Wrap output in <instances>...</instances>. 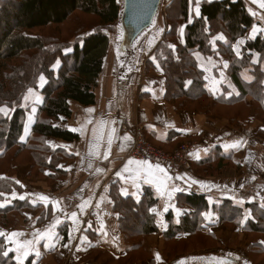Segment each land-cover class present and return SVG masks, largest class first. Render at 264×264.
<instances>
[{"label": "crops", "instance_id": "obj_1", "mask_svg": "<svg viewBox=\"0 0 264 264\" xmlns=\"http://www.w3.org/2000/svg\"><path fill=\"white\" fill-rule=\"evenodd\" d=\"M191 1L194 3L193 15L198 17L196 8L199 7L200 11V3L209 0ZM244 1L255 25L232 46L237 59L241 58L246 42L253 39L254 27L257 30L255 38L264 33V7L261 6L264 0ZM162 19L160 24H155L159 36L155 34L154 45L169 31L164 11ZM185 26L183 21L178 24L176 37L180 44H183ZM219 35L223 34L215 35L210 41L213 50L227 43L224 35L223 40L217 39ZM241 40L243 44L239 43ZM250 55L251 66H257L259 55ZM193 57L204 74L205 89L212 99L221 94L226 99L238 96L227 75L228 56L215 54L207 58L195 51ZM149 62L151 67H147ZM252 67L240 73L241 81L245 84L254 81ZM259 68L264 73V63ZM46 83L44 78L39 92ZM95 95L93 106L70 103L71 117L65 125L69 130L76 129L73 132L80 136L79 142L47 140L52 150L63 149L72 157L68 163L59 164V168L65 172L64 177L48 184L44 178L31 177L27 166L16 169L12 181L22 191L21 194L13 192L12 197L19 201L27 200L30 207L23 216L16 217L15 228H0V237H4L6 242L5 252L12 255L14 263L76 264L88 258L117 264L131 245L119 231L118 216L113 212L110 188L116 183L122 197L130 196L139 201L143 190L148 188L156 201L151 214L157 231L146 238L143 250L147 258L137 264H149L150 261L154 264H264V256L258 251L254 257L249 256L250 242L242 227L247 219L252 220V210L264 206V138L257 133L263 127L253 119V109L244 121L237 116L235 126L218 114L195 115L176 111L165 101L164 75L154 60V54H107ZM246 101L250 103L252 97L248 96ZM41 102V98L35 101L32 107L35 111L31 108L27 116L23 139L33 128ZM261 106L264 107V102ZM88 109L93 111L87 112ZM101 121L106 122L103 128ZM112 129H115L114 133ZM136 134H143L168 149L182 140L195 141L187 155L189 167L171 172L159 165L164 169V172H160L157 165L134 162L128 153ZM109 136L112 137L110 148ZM237 142V147H225ZM93 152L97 155H90ZM106 152H110L107 159L104 158ZM219 154L231 155V166L222 167L218 172L215 167L213 174L208 173L202 162L214 157V164L220 160ZM234 167L239 171L231 169ZM53 174L54 171L47 170L45 175ZM122 190L127 195H123ZM189 193L205 195L208 208L201 214V224L190 233H181L167 242L163 234L169 224L171 227L179 226L183 217L192 212L189 205H176L179 194ZM41 196L49 199L41 200ZM247 196L249 198L246 199ZM225 200L241 209L243 221L239 227L232 225L230 228L219 223L212 211ZM81 205L84 206L83 210ZM73 212L76 213L75 218ZM199 237L203 241V238L209 239V246L176 255L166 250L169 247L176 249L182 241L196 242ZM25 242L31 243L24 247ZM258 243L262 242L258 240ZM25 251L28 252L27 256H24Z\"/></svg>", "mask_w": 264, "mask_h": 264}, {"label": "trees", "instance_id": "obj_2", "mask_svg": "<svg viewBox=\"0 0 264 264\" xmlns=\"http://www.w3.org/2000/svg\"><path fill=\"white\" fill-rule=\"evenodd\" d=\"M193 5L191 0H172L166 6L164 19L169 31L152 49L154 60L164 75L165 101L176 111L195 115H211L214 111V114L220 115L230 125L237 122V116L242 121L246 120L253 109V119L263 126V130L257 133L264 138V107L261 106L264 102V73L259 68L264 63V33L248 40L241 58L237 59L233 55L232 46L255 25L246 2L202 1L198 17L193 15ZM120 11V0H0V106L10 109L8 117L0 115V161L11 154L9 161L5 162L6 166L0 165L1 229L15 228L16 217L23 216L24 211L30 207L27 200L19 201L12 197L13 192L21 194L22 191L11 180L13 176H10L15 174L18 165H28L31 176L44 178L48 184L64 177L65 172L59 168V164L68 163L72 157L63 149L52 150L47 140L65 143L80 141V136L65 125L71 117L70 103L84 107L95 104V90L109 52L110 35L114 34ZM90 19L92 26L89 29L86 28L88 24L82 21ZM182 21L186 26L183 44H180L176 36L178 24ZM68 24L74 27L73 35L68 40H60L59 32L63 28L67 29ZM48 30H51L50 33L45 35ZM85 31L88 33L84 34ZM219 33L226 37L227 43L213 50L210 41ZM172 45L174 47H170ZM68 48H71L70 52L64 54ZM195 51L207 58L215 54L228 56L227 75L238 91L237 97L226 99L221 94L212 99L205 89L204 74L193 57ZM254 53L259 55V64L252 67L250 54ZM57 62L59 65L54 72L53 66ZM151 66L149 62L147 67ZM249 67L253 69L254 81L245 84L241 81L240 73ZM40 76L47 80L40 91L42 102L37 108L30 134L23 139L25 121L30 113V106L25 107L23 99L29 89L37 86ZM248 96L252 97L250 103L246 101ZM234 107L238 109L234 110ZM259 108L262 114H259ZM242 111L248 112L243 116ZM147 140L163 150H170L149 138ZM213 158L209 157L202 162L210 174L215 167L218 172L222 167H227L226 164L231 166V155L219 154L220 160L214 164ZM47 170L54 171V174L46 176ZM110 198L113 212L118 216V229L131 245L125 257L117 264H137L147 258L143 250L146 238L157 231L151 214L156 201L148 188L143 190L139 201L130 196L122 197L116 183L110 188ZM205 199V195L195 193L179 194L176 197V205H189L192 212L183 217L179 226L171 227L169 224L170 227L163 234L167 242L181 233H190L201 224V214L208 208ZM262 207L252 210V220L247 219L242 226L250 242V257H254L256 251L264 256ZM259 210L262 212L258 213ZM212 211L219 223L224 225L235 224L239 227L243 219L241 209L227 200ZM258 240L262 243H258ZM5 251V239L0 237V264H15L12 255H4ZM149 264L154 262L150 261Z\"/></svg>", "mask_w": 264, "mask_h": 264}, {"label": "rangeland", "instance_id": "obj_3", "mask_svg": "<svg viewBox=\"0 0 264 264\" xmlns=\"http://www.w3.org/2000/svg\"><path fill=\"white\" fill-rule=\"evenodd\" d=\"M172 0H162L158 10H157V13L155 15V18L152 22V25H150V27L148 29H146L144 32H142L136 39H134L133 41H131L130 43L128 42L127 40V34L123 28V25H122V16H123V9H124V0H120V4H121V11H120V15H119V21L118 23L115 25V31H114V34L110 35V48H109V52L108 54H152L150 53V51H152V47L154 45V37H155V34L159 36V31H158V28L155 24H160V22L163 20V11L164 9L166 8V6L171 2ZM194 5L192 6V9H193ZM84 24H88L86 28H89L92 26V21L91 19L90 20H87V21H82ZM157 24V25H158ZM80 25V24H79ZM82 25V24H81ZM80 25V26H81ZM85 26V25H83ZM154 26V27H153ZM156 26V27H155ZM67 29H64L63 28V31L59 32V38L60 40H68L69 38L72 37L73 34H71L73 31H74V27H72L71 24H68L67 26ZM71 28V30H69ZM151 30H153L151 32ZM51 30H48L46 31L44 34L46 35L47 33H50ZM151 32V33H150ZM85 33H88V31H85ZM149 33V34H148ZM39 33H35L34 35H38ZM148 34L147 36L141 38L142 35H146ZM142 39V42L140 43V40ZM138 42L140 43V45L138 44ZM141 45H144V46H141ZM71 48H68L67 50L64 51V54L67 53L68 51H70ZM17 62V61H16ZM16 62H13V63H16ZM11 64H9V67H10ZM59 65V62H57L54 66H53V70L55 72V70L57 69ZM10 70V69H8ZM7 70V71H8ZM41 77H43V79H41ZM44 78L46 79V77L44 76H40L37 80V86L35 88L32 89L31 92H27L26 95L24 96V99H23V102H24V106L26 107H29L30 108V111H31V108L33 107V104H35L34 102L39 100L41 98V95H40V92L38 91L42 86H43V83H44ZM0 109H3V111H0V115L3 116V117H8L10 115V109L6 106H0ZM33 109V108H32ZM29 111V112H30ZM248 112V111H245L243 112L242 111V115L244 116V114ZM192 114V113H191ZM211 115H214V111L212 113H210ZM259 114H262V111L260 110L259 108ZM263 116V115H262ZM259 122V121H258ZM260 123V122H259ZM261 124V123H260ZM236 123L233 125L235 126ZM261 127H263L261 125ZM137 135H141L142 137L146 138L143 134H136ZM136 138V137H135ZM147 140V138H146ZM148 141V140H147ZM149 142V141H148ZM152 146H154L155 148L159 149V150H162L164 153L166 154H171L175 148L179 145V144H188L189 146H192L195 145V141H192L191 139L190 140H182V141H179L173 148H171L170 150H163L162 148L160 147H157L155 145H153L151 142H149ZM189 153V152H188ZM188 155V154H187ZM11 154H7L5 159H3V161H0V165H3V166H6L5 165V162L9 161V158H10ZM188 160V158H187ZM141 164H148V163H143V162H139ZM18 166H27L29 167L28 165H24V164H21V165H18ZM17 166V167H18ZM227 167H230L229 165L226 164ZM16 167V169H17ZM188 167H189V161H188ZM235 171H239V169L237 168H231ZM16 172V170H15ZM213 174V172H212ZM218 174V173H217ZM29 175H30V167H29ZM10 176H15V174L13 175H10ZM31 176V175H30ZM13 177L11 178V180H13ZM32 177V176H31ZM34 177V176H33ZM36 178V177H35ZM40 179V178H38ZM17 193V192H16ZM246 193V192H245ZM249 198L248 196L246 197V199ZM128 218V216H127ZM243 221V220H242ZM244 223V222H243ZM233 226L236 227V225L234 224ZM226 227H230L232 228L231 226H228L226 225ZM238 227V226H237ZM228 229V228H227ZM204 241L199 237L198 240H195L196 242H184L182 241L179 245H177L175 248L176 249H173V248H168L166 249L167 251L171 252V253H176V254H181V253H189L191 251H194V250H198V249H203L204 247H207L209 246L207 243L208 241H210L209 239H205L203 238ZM248 239V237H247ZM249 241V239H248ZM82 262H92V263H102V264H105L103 262H99L97 260H92V259H88V260H82Z\"/></svg>", "mask_w": 264, "mask_h": 264}, {"label": "built area", "instance_id": "obj_4", "mask_svg": "<svg viewBox=\"0 0 264 264\" xmlns=\"http://www.w3.org/2000/svg\"><path fill=\"white\" fill-rule=\"evenodd\" d=\"M136 67H133L135 69ZM128 157L134 162H143L151 165H161L171 172H178L188 168L187 154L191 150L188 144H179L171 154H166L152 146L141 135L135 136ZM78 264H98L92 262H79ZM102 264V263H100Z\"/></svg>", "mask_w": 264, "mask_h": 264}, {"label": "water", "instance_id": "obj_5", "mask_svg": "<svg viewBox=\"0 0 264 264\" xmlns=\"http://www.w3.org/2000/svg\"><path fill=\"white\" fill-rule=\"evenodd\" d=\"M162 0H124L123 28L130 43L152 25Z\"/></svg>", "mask_w": 264, "mask_h": 264}, {"label": "snow or ice", "instance_id": "obj_6", "mask_svg": "<svg viewBox=\"0 0 264 264\" xmlns=\"http://www.w3.org/2000/svg\"><path fill=\"white\" fill-rule=\"evenodd\" d=\"M209 2H211V0H209ZM261 6L264 7V4H262ZM196 14L199 15V7L196 8ZM256 31H257V30H256L255 27H254V28H253V36H252L251 38H253V39L255 38V32H256ZM217 39H219V40H223L224 37H223V35H219V36L217 37ZM239 43H240V44H243L244 41L241 40V41H239ZM170 47H174V46H170ZM237 54L239 55V53H237ZM225 66H227V65H225ZM41 79H43V77H41ZM188 83H191V82L189 81ZM31 91H32V89H29V92H31ZM0 111H3V109H0ZM33 111H35V109H33ZM86 111H87V112H92L93 110L88 109V110H86ZM112 123H114V122H112ZM105 124H106L105 121H101V122H100V126H101L102 128L104 127ZM70 130H71V131H76V129H70ZM112 132L114 133V132H115V129H112ZM125 139H130V137H125ZM111 143H112V137L109 136V138H108V145H109V148H110V146H111ZM238 143H239V142L234 143V144H232V145H225V147H226V148H228V147H237V146H238ZM109 154H110V152H106L104 158L107 159ZM90 155H97V153L93 152V153H90ZM130 163H131V161H130ZM89 167H91V164H89ZM150 167H151V166L149 165V168H150ZM157 169H158L160 172H164V169H163V168H160L159 165H157ZM97 171H101V169H97ZM117 175H120V173H117ZM176 190L178 191L179 189H176ZM122 194H123V195H127L126 191H124V190H122ZM20 198H23V197H20ZM40 199H41V200H48L49 198L46 197V196H41ZM103 199H104V197L102 196V197H101V200H103ZM97 206H98V205H97ZM80 207H81V210H83L84 206L81 205ZM153 211H155V210L153 209ZM205 215L207 216V215H209V214H208V213H205ZM72 216H73V218H75V217H76V213L73 212V213H72ZM89 227H91V224H89ZM30 243H31V242H25L24 247H27ZM4 255L6 256V255H8V253L5 252ZM27 255H28V252L25 251V252H24V256H27ZM37 255H39L38 252H37Z\"/></svg>", "mask_w": 264, "mask_h": 264}]
</instances>
